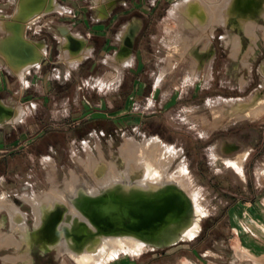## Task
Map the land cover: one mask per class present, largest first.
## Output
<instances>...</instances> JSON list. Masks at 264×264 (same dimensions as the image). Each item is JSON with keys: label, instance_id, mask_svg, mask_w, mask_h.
<instances>
[{"label": "rangeland", "instance_id": "374dc122", "mask_svg": "<svg viewBox=\"0 0 264 264\" xmlns=\"http://www.w3.org/2000/svg\"><path fill=\"white\" fill-rule=\"evenodd\" d=\"M121 1L130 10L111 21L106 30L108 46L102 51L103 38L91 35L88 43L92 50L82 62L69 64L59 56V42L53 34L65 21L63 15H48L54 19L55 29L52 25L41 28L39 36L47 40L50 51L27 74L22 91L14 99H7L24 107L21 117L0 124V217L5 214L9 219L4 230L11 229L9 204L27 213L31 230L32 197L42 194L63 197L82 181L95 185L104 175L97 171L100 165H105L104 172L126 169L121 148L127 140L142 144L145 138L153 137L160 147L153 141V145L146 146L145 156L152 165L159 166L172 155L166 165L169 172L181 163L186 167L189 189L204 213L200 228L190 239L183 238L164 247L146 246L138 253L120 251L98 264H232L236 258L230 248L227 196L230 193L239 196L245 180L257 184L259 197L264 195V153L251 155L249 167L242 164L244 155L235 156L240 172L225 163L229 157L222 153V146H229L228 132L222 129L242 121L246 124L231 131L239 136L240 128L252 127L250 137L254 138L260 121L264 120V70L259 68L264 53L253 54L249 60L255 47L251 44L252 36L257 29L240 32L241 38L244 34L250 40L242 55L247 64L241 60L247 68H241L238 59L228 57V48L232 54L231 44L223 39V35L229 38L238 30L219 25L214 27V36L208 42L213 60L210 62L205 55L200 68L193 73L186 62L176 61L173 35L169 33L179 22L172 12L178 0H114L113 6ZM70 2L80 5V14L89 23L105 22L102 20L106 18L99 20L94 0ZM45 19L46 16L36 23L41 25ZM257 21L264 23L261 18ZM123 22L138 25L134 43L142 54L139 60L131 63V59L129 65H114L110 54L119 46L116 37ZM28 35H32V29ZM242 43L245 44L244 38ZM204 44L201 40L197 47ZM239 52L240 49L237 55ZM11 79L15 86H21L17 77ZM252 93L255 99L262 97L257 105L259 111L254 107L258 111H254L255 115L229 121L224 99L247 100ZM45 132L54 133L52 142L38 141ZM218 138L223 145L215 141ZM166 152H170L167 157ZM53 218L47 227H51ZM0 246V264L7 258H15L10 263H20L17 255L22 247L9 243ZM51 252L44 256L35 254L34 264H80L66 253Z\"/></svg>", "mask_w": 264, "mask_h": 264}, {"label": "bare ground", "instance_id": "6f19581e", "mask_svg": "<svg viewBox=\"0 0 264 264\" xmlns=\"http://www.w3.org/2000/svg\"><path fill=\"white\" fill-rule=\"evenodd\" d=\"M113 1L102 0L104 2L102 15L107 13L106 4H111ZM21 3L24 10H29L28 8L31 7V11L35 12L57 7L56 0H22ZM22 6L19 10L22 9ZM31 11H25V13L28 14ZM262 11H264V0H211L209 3L206 0H178L172 12L178 17L179 22L175 28L169 31L173 35L172 44L178 56L176 61L186 62L193 73L200 68L205 55L209 56L211 62L214 54L210 50L208 42L213 36L214 27L219 25L222 27L230 25L238 30L229 38H225V42L231 44V56L235 58L241 47L240 32L247 33V26L250 27L249 24L255 15ZM125 25L123 34L127 31L129 23ZM137 26L136 23L133 25L134 28ZM7 27L5 30H9L12 34L11 39H9L10 36L8 37L11 42L5 44L1 41L5 44L3 46L10 55L6 53L13 57L9 61L15 66L19 62L26 65L37 62L41 58L43 45L24 40L22 38L24 25L18 21L7 22ZM250 30L253 31L251 28ZM62 31L63 35L59 38L61 56L69 63L83 60L86 48L85 38L65 29ZM201 40L205 44L198 48L197 43ZM11 50L17 52V55ZM110 57L114 65L128 63L131 60V48L122 43L121 48ZM241 60L242 63L247 64L245 58ZM17 65L19 66V64ZM260 70H264V62L261 63ZM162 72L160 76H162ZM261 98L255 99L254 93H252L247 100L246 98L224 99L228 106L229 121L249 116L254 114V111L258 112L257 105ZM254 107L258 111L254 110ZM22 113L21 106L15 107L0 100V124L15 122ZM157 140L153 137L145 138L142 144H138L134 140H127L129 142L126 141L121 148L126 169L117 171L111 167L112 169L107 170L108 172H104L105 165H100L97 171H99V175L102 173L104 175L102 174L100 179H96L95 185L86 183V181L75 184L76 187L71 185L74 189L70 192L65 190L64 198L62 195L56 197L50 196V194L49 196L42 194L32 197L31 206L33 207L35 227L42 226L46 217L52 211H56L52 212L55 215L52 226L55 227L57 224V237L53 243L39 245L41 253L55 250L57 254H68L80 264H98L106 258L116 256L120 251L138 253L146 246L155 248L170 246L180 239L192 238L200 228L203 210L189 189L187 169L182 163H178L176 170L169 172L166 168L168 158L161 155L167 161L159 166H154L151 164V160L145 156L146 146L153 145V141L157 145ZM169 153L166 152V157ZM155 155L157 156V154ZM171 157H169V161ZM238 161L239 159L236 162L227 160L225 163L236 166L238 170ZM57 193L59 194V192ZM1 202L0 199V207L2 206ZM5 202L8 205L7 201ZM19 208L14 204L8 206L7 213L11 222L10 232L5 231L3 227L5 214L0 217V244L9 243L15 247H22L21 253L17 255L20 259L19 264H34L32 246L27 241L26 224L15 221L16 214L25 215ZM9 259L7 258L8 261H4L3 264H18V262L10 263L15 258Z\"/></svg>", "mask_w": 264, "mask_h": 264}, {"label": "crops", "instance_id": "0c3cea01", "mask_svg": "<svg viewBox=\"0 0 264 264\" xmlns=\"http://www.w3.org/2000/svg\"><path fill=\"white\" fill-rule=\"evenodd\" d=\"M70 1L71 0H56L57 2L56 8L35 12V11H31L32 10L31 7L28 8L29 10H24L21 3L22 0H0V44H2L0 46V100L1 101L11 104L15 107L21 106V108H24L20 103L12 104L10 100L7 99L8 98L14 99L17 96V94L22 91L23 89L22 84L24 83L27 74H29L30 70L33 67H35L37 64H39V62L45 58L47 52L50 51V46L48 45L47 40L39 36L40 34L39 32L41 31L42 27L50 28L52 25V29H55L53 27L55 21L53 18L49 17L48 15H51L53 13H59L60 15H63L64 18H66L65 21L62 22L61 26H57V28L55 29L56 32L53 34V38L57 39L59 42V56H61L60 53L61 45L59 38L61 37V35H63L62 29H65L76 35H81L85 38L86 48H85V58L83 59L85 60L88 56L87 54H89L92 50V46L89 45L88 43V39L90 38V36L97 35L103 38V42L100 46V49L104 51L109 44L106 30L111 24V21L116 19L117 16L118 17L122 16L124 12L130 10V8L124 4V1H121L117 6H113V3L108 5L106 4L107 13L105 15H102L101 13L103 12L102 7L104 6L103 4L104 2H102V0H94L95 1L94 8L99 15L100 18L99 20L105 18L106 19L102 21L106 22L107 19L109 20L108 22L106 23L104 22L101 25H94L89 23L88 20H86V18L81 16L80 5L78 3L70 2ZM20 6H22L23 10L22 9L19 10V8H21ZM25 11H31V12H28V14H26L27 12L25 13ZM76 12L78 13L76 15L77 17L74 16ZM45 16L46 19L44 23H42L41 25L36 23L37 20ZM258 18H261L264 21V11L256 14L254 20L251 21V24H249L250 27L247 26L248 28L257 29L254 32L255 36H252L253 41H251V44L253 43L255 47L253 53L249 57V60L251 59L253 54L257 55V53L258 54L264 53V30H262L264 28V23L258 22L257 21ZM13 20L18 21L19 23L24 25V32L22 36L24 40L32 42L33 44L41 43L43 45V47L41 48V58L37 62H33L27 65L19 62L16 63L17 68H14L16 67L15 64L9 61V59H12L13 57L9 56L10 53L6 50L5 46L3 45H5L8 42L9 43L11 42L9 39H11L12 34L9 32V30L6 31L5 29L8 28L7 22H11ZM125 24L128 23L123 22L121 25L122 27L117 32L116 38L119 41V46L110 55H114L117 52V50L121 48L124 34H126L129 27L133 26L135 23L134 22L130 23L127 31L123 34V31L125 30L124 28L126 26ZM29 29H32V35L30 36L28 35ZM136 35L137 34L135 32V36ZM242 36H243L242 38L245 39V44L243 45L241 38L240 52L235 57V59L239 60L241 68H247L242 66L241 58L243 53L247 49L250 40L246 35L242 34ZM223 39L225 41L224 35H223ZM1 40L5 44H3ZM134 42H135V37L133 40V46L132 47L128 46L129 48H131V59H132L131 63L133 62V60L136 59L139 60L142 54V50H140L138 46L135 47ZM11 51L15 55H17V52H14V50ZM6 52L9 53V55ZM228 52H229L228 57L234 59V57L230 55L229 48H228ZM61 57L64 60H66L63 56ZM83 60H81L80 62H82ZM262 62H264V55L262 56V60L259 66L261 65ZM131 63L128 62L125 64L129 65ZM17 64H19V66ZM69 64H73V63H69ZM12 76L17 77L19 83L21 84L19 88L14 85V82L11 79ZM27 86L28 85H25V87ZM243 124L246 123L242 121H240V123L235 122L229 125L228 127L222 129V131L226 132V134L228 132L227 135L226 134L224 135L227 136L226 138L229 143L228 147L222 146V150H223L222 153L223 156L229 157V160H231L232 162L236 160L234 159L235 156L244 155L242 159V164L249 167L250 164L249 160L251 155L255 157L260 152L261 154L264 153V120L260 121V125H258V129H257L258 133L254 138L250 137L252 134L251 131L252 127L246 126L245 128H240L241 132L239 136L235 134L236 132L231 131L235 128V126H241ZM254 129L256 130V127H254ZM215 141L218 142L219 144H222L223 142V140L220 138L216 139ZM234 167L237 169L236 166ZM238 171L240 172L239 169ZM244 182L245 183L241 185V189H242L241 194L239 196H236L230 193L227 196L228 200H226V202L228 203L226 210V218L230 229V242H232L230 243L231 246L230 248L232 249L233 255L236 258L234 259V262H232V264H264V195L259 197L258 195L259 191H257L256 183L252 184L250 180H245Z\"/></svg>", "mask_w": 264, "mask_h": 264}, {"label": "flooded vegetation", "instance_id": "af4514ba", "mask_svg": "<svg viewBox=\"0 0 264 264\" xmlns=\"http://www.w3.org/2000/svg\"><path fill=\"white\" fill-rule=\"evenodd\" d=\"M52 212H56V211H52ZM52 212L46 217L45 221L43 222V225L40 227L34 226V214L32 213L33 214V220H32L31 230H30V227L27 223V213L25 211H24V213H25L24 216L21 215V213L20 214L18 213L15 215V221L16 222H24L26 224L27 241L32 246L33 257L35 254H39L40 256H44V255L52 253V252H48V253L42 254L40 251V246H39L41 244L45 245V244L53 243L57 237V231H58L56 228L57 224L55 225V227L52 226L53 220H54L53 217L55 216ZM51 218H53V219H52V223H51V227H50L51 229H50L47 226H48ZM8 224H9V219L6 216L4 225H8ZM52 235L54 236V238ZM34 263H35V257H34Z\"/></svg>", "mask_w": 264, "mask_h": 264}, {"label": "water", "instance_id": "95a60500", "mask_svg": "<svg viewBox=\"0 0 264 264\" xmlns=\"http://www.w3.org/2000/svg\"><path fill=\"white\" fill-rule=\"evenodd\" d=\"M136 28L133 26L129 27L127 33L124 35L123 43L129 47L133 46V40L135 37Z\"/></svg>", "mask_w": 264, "mask_h": 264}, {"label": "trees", "instance_id": "16d2710c", "mask_svg": "<svg viewBox=\"0 0 264 264\" xmlns=\"http://www.w3.org/2000/svg\"><path fill=\"white\" fill-rule=\"evenodd\" d=\"M54 133L52 132H45L42 136H40L39 138H38V141L40 142V143H43L45 140H48L49 142H52V135H53Z\"/></svg>", "mask_w": 264, "mask_h": 264}]
</instances>
